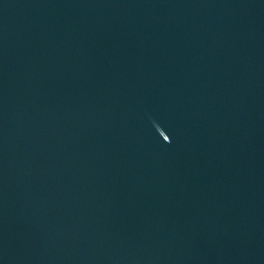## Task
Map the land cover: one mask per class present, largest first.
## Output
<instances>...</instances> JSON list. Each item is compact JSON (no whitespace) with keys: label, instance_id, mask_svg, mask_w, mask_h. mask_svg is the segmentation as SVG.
<instances>
[{"label":"water","instance_id":"obj_1","mask_svg":"<svg viewBox=\"0 0 264 264\" xmlns=\"http://www.w3.org/2000/svg\"><path fill=\"white\" fill-rule=\"evenodd\" d=\"M0 264H264V0H0Z\"/></svg>","mask_w":264,"mask_h":264}]
</instances>
